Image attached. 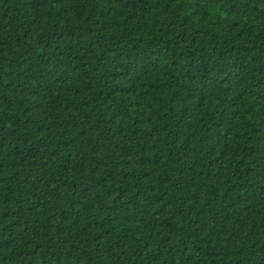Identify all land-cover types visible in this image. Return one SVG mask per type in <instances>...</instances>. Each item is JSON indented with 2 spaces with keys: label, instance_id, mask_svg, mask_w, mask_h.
<instances>
[{
  "label": "trees",
  "instance_id": "obj_1",
  "mask_svg": "<svg viewBox=\"0 0 264 264\" xmlns=\"http://www.w3.org/2000/svg\"><path fill=\"white\" fill-rule=\"evenodd\" d=\"M0 264H264V0H0Z\"/></svg>",
  "mask_w": 264,
  "mask_h": 264
}]
</instances>
